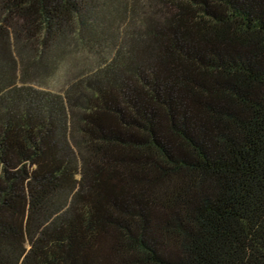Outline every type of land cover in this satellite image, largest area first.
<instances>
[{"label":"trees","instance_id":"obj_1","mask_svg":"<svg viewBox=\"0 0 264 264\" xmlns=\"http://www.w3.org/2000/svg\"><path fill=\"white\" fill-rule=\"evenodd\" d=\"M0 264H264V0H0Z\"/></svg>","mask_w":264,"mask_h":264},{"label":"rangeland","instance_id":"obj_2","mask_svg":"<svg viewBox=\"0 0 264 264\" xmlns=\"http://www.w3.org/2000/svg\"><path fill=\"white\" fill-rule=\"evenodd\" d=\"M49 84L54 85L56 84V82L52 81V82H49Z\"/></svg>","mask_w":264,"mask_h":264}]
</instances>
